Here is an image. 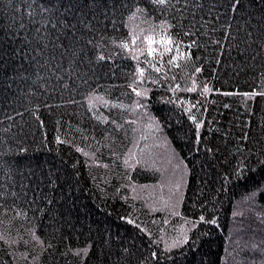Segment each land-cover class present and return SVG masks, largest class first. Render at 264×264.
Wrapping results in <instances>:
<instances>
[{
  "label": "trees",
  "instance_id": "obj_1",
  "mask_svg": "<svg viewBox=\"0 0 264 264\" xmlns=\"http://www.w3.org/2000/svg\"><path fill=\"white\" fill-rule=\"evenodd\" d=\"M185 2L0 0V140L8 138L3 147L13 149L7 158L16 170L15 183L0 170V186L19 191L26 176L27 200L46 209L16 216L12 205L26 208L24 199L0 207V264H138L149 250L162 254L158 264H264V194L256 191L264 185V169L254 163L264 156V0H240L234 11L227 0H197L202 9L182 12ZM161 19L175 26L165 35L185 45L197 42L189 59L168 64L166 53L159 65V58L147 56L143 36L159 38ZM132 34L143 49L139 54L112 43H131ZM100 52L112 59L97 61ZM137 63L145 68L143 81H135ZM197 67V91L188 92ZM205 82L212 90L201 95ZM129 84L148 96L138 98ZM175 84L180 88L173 92ZM90 93L102 95L108 107L89 109ZM181 96L184 107L196 104L193 114L205 121L201 140L175 103ZM137 100L146 108H135ZM133 153L148 164L127 167ZM246 157L252 170L225 183ZM202 214L205 222L198 221ZM126 215L160 243L153 246ZM184 232L191 251L164 248ZM85 247L87 253L65 254Z\"/></svg>",
  "mask_w": 264,
  "mask_h": 264
},
{
  "label": "snow or ice",
  "instance_id": "obj_2",
  "mask_svg": "<svg viewBox=\"0 0 264 264\" xmlns=\"http://www.w3.org/2000/svg\"><path fill=\"white\" fill-rule=\"evenodd\" d=\"M176 2H178V0H176ZM152 4L153 6H167L168 4V0H152ZM227 4L230 5L231 10H236L237 7L240 4V0H227ZM174 8V5L172 6ZM212 7H215L214 5H210V9ZM220 8H224L225 5L224 4H220L219 5ZM191 8L193 10V12H195L197 9H202L203 8V3H197V0H186L185 4L181 5V10L182 12H187L188 9ZM43 10V9H42ZM136 10L139 11V4L136 5ZM162 14H167V13H162ZM211 14V11L210 13ZM219 16V13L217 14ZM134 16V13H133ZM132 17H130L131 19ZM181 19H183V16L181 17ZM191 23H195V17H193V20L191 21ZM180 25V21H177V26ZM21 27H23V25H21ZM224 27V26H222ZM159 28L161 31V34L159 35V38H157L155 35L149 34V35H144L143 36V44L146 45V53L148 57H152L153 59H157L159 58V65H163L164 61H163V56L167 53L170 55V60H168V64H173L174 62H176L179 58L183 57L185 59H189L192 55L191 52V48L193 44H196V41H189L188 44H184V41H179L176 40L174 36H172L171 34H167L165 35L164 33H168L169 30H175V26L173 24H170L166 19H161L159 20ZM149 31H151V29H149ZM215 29L212 30L213 34L215 33ZM231 33V25L229 24L226 28V34L230 35ZM184 35H189L188 33H184ZM249 37L251 36V34H248ZM103 39V38H101ZM137 40L138 37L136 34H132L131 35V43H129L128 40H113L112 43L113 44H119V47L123 50H125L126 53H137L139 54L141 51H143V49H137L135 47V45L137 44ZM209 41L212 44H215L217 47H219L220 45V41L212 39L211 37H209ZM89 43H93L92 41H89ZM183 45V48H182ZM233 45H229V47H232ZM162 49V50H161ZM111 60L112 59V55H108L107 57L105 56V54L103 52L98 53V55L96 56V60L97 61H104V60ZM132 60H136L137 59V55H132L131 56ZM217 63H219V61H217ZM157 63H151L149 65L150 68L155 69V71L157 73H161L163 71V68L161 66H159ZM202 72V68L201 67H197L195 68V71L191 74L192 79H191V84L192 87H189L186 89V91L188 92H196L197 91V80H196V74L197 73H201ZM148 79H151V76L147 77ZM145 79V68L141 67L139 63L136 64L135 66V81H143ZM173 80H175V77H172ZM154 84L156 83V81H152ZM81 83H87L86 80H81ZM129 88H131V91L133 93H135L137 95L138 98H143V97H147L148 96V90L147 89H141L139 87H135L133 86V84H129L127 85ZM171 90L173 92H175L177 89L180 88L179 84H175L173 86H170ZM212 88L210 87V85L205 82L203 83V92L201 93V95H203L204 93H207L209 91H211ZM50 91H54V89H50ZM216 92H220V89H215ZM226 95H230L231 93H225ZM244 96H248L249 93L248 92H244L243 93ZM85 99L87 100L89 109L94 108L97 104H104L105 107H108L109 103L108 101L104 100V97L102 95L99 94H92L90 93L87 97H85ZM184 97L181 96L178 99L175 100V103L180 105L183 108V111L187 112V119L189 121L192 122V124L194 125V128L192 129L193 132V136L196 140H201V128L202 126L205 124V121L203 119H199L197 115L193 114L195 108H196V104H192L189 102V106L188 107H184ZM75 102L71 101V100H62L61 104H74ZM41 106H45V105H37L36 107H41ZM113 106L115 107L116 105L113 103ZM46 107V106H45ZM119 107L123 108L125 107L123 104H120ZM134 107L137 109H141V108H146V105H142L139 100H137L136 102H134ZM35 115H37L38 118V113H35ZM93 115L95 116V112H93ZM103 119V120H108V117H97V119ZM7 120H10L11 117H6ZM42 123V122H41ZM111 124L115 126V128H122V125L118 124L116 120H112ZM155 129L157 132L160 131L159 125L156 124L155 125ZM10 131V129H9ZM114 131V130H113ZM60 137L57 136L56 140L60 141ZM9 143V140L7 137H5L3 140H0V170H2L5 174H6V180H11L13 183H15L14 177L12 175L13 172H15L16 170L13 168L12 164L10 163L9 159L7 158L11 152L13 151L12 148H4L3 145ZM18 151H25V149H17ZM82 151V149H80ZM85 156H88L89 153H84ZM111 155L115 156L116 153L112 152ZM133 157H135L134 161L132 164H128V161L125 160L124 163L127 167H136L137 165L140 164H144L147 165L148 164V160L144 159L143 155H137L135 153L132 154ZM249 160V157L245 158V161H238L237 164L233 167V171L229 172L224 180L225 183H227V181L232 177L235 176L237 178H239L241 175H243L246 171H251L252 170V165L247 163L246 161ZM98 163V161H93ZM255 165L259 166V168L264 169V156H257L255 159ZM105 167H107V165H105ZM27 178L25 177H21V182H20V189L19 191H10L7 190L5 186H0V207L4 206V203L6 201H8L9 199H13L16 201H20L21 199L27 200V197L24 195V189H25V185L23 184V179ZM183 180V176L181 173L180 176V181L175 183L174 187L176 189H179L181 187V183ZM256 191L264 194V185H258L256 188ZM37 202L35 200H27V205L28 207L26 208H17L15 204L12 205L13 210L15 211L16 216H21V215H27V212L29 210L31 211H39L41 213L45 212L46 209H40L38 207H33V205H35ZM5 211H7V209H5ZM124 220L128 221L129 223L136 225L137 228L139 229V231L146 233L149 242L155 246L156 244L160 243L159 238H157L156 240H152L151 237L154 235V233L152 231H150L147 227H144L142 225H137V222L134 219H131L130 216L126 215L125 217H123ZM205 216L202 214L198 217V221L200 222H205ZM165 223H167V221H165ZM212 224L216 223L215 218H213L211 220ZM192 229H197V223L194 221L191 224ZM57 229H55V227L53 228V231L55 232ZM34 239L39 240L40 238L37 236H34ZM141 239H143V237H141ZM42 243V242H41ZM191 246H192V239L191 237L187 234V232L178 234L172 241L171 243L165 242L164 244V248L167 249H178L179 252L181 253V255H186L185 253V248H187L189 251H191ZM46 247H52V245H47ZM253 248H256L257 245L253 244L252 245ZM198 250V249H197ZM88 248H82V249H67L65 254H76L77 256L80 254V252H84L87 253ZM123 251L125 252H129L130 249H123ZM161 253L159 251H152L149 250V255L148 257H146L143 260H139L138 264H158L159 259L161 258ZM174 264V261H173ZM201 264H203V262H201Z\"/></svg>",
  "mask_w": 264,
  "mask_h": 264
}]
</instances>
